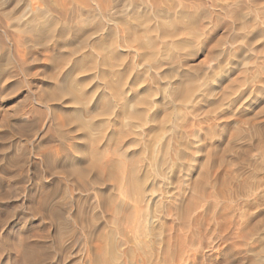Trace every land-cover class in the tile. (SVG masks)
<instances>
[{
  "label": "bare ground",
  "instance_id": "bare-ground-1",
  "mask_svg": "<svg viewBox=\"0 0 264 264\" xmlns=\"http://www.w3.org/2000/svg\"><path fill=\"white\" fill-rule=\"evenodd\" d=\"M135 1L0 0V114H3L0 118V128H2L0 155L9 150L10 152L18 151L17 146L22 142L33 144L41 133H43L41 138L43 144L39 143V146L50 145L52 140L59 143L58 149L55 148L54 151L51 148L47 150L48 152L46 149L41 151L38 147L40 151L38 150L37 154V150H33L32 154L35 158L38 155L40 161L24 160L22 155L26 158L28 152L26 153L20 146H18L20 151L24 153H20L21 156L20 154L14 156L13 160L8 156L12 161L6 162V156V159L0 157V205L6 206L5 201L8 200L10 191L15 190L14 192L19 193L24 190L25 196L29 192L27 200L30 207H35H33L34 212L36 207L38 214L41 212L40 215L47 212V218L57 225L55 226L56 244L54 243L56 246L47 244L48 247H46L41 243L40 239L43 238L38 236L36 230L33 231L34 228L33 232L27 229L29 233L27 231L25 234H19V231L18 234L13 233L16 238L9 242L12 243L11 247L8 246V242L7 246L12 252L19 253L25 262L28 261L27 264L30 262L33 264L36 261L44 263L47 258L54 257L55 254L48 255L50 254L47 251L49 247H55L54 252L61 257L60 263L63 255H68V258L69 255H75L73 249L70 251V245L62 241L63 236L67 238L65 234H69L70 228L75 227H70L63 220V216L67 215H64L66 210L63 212L61 208H72L71 206L74 207V205L78 207L74 217L71 216L78 222L85 213L86 208L83 209V207L87 206H83L86 201L84 203L82 197H75L77 195L72 197L71 193L69 196V186L65 187L68 184L66 181L73 185L71 186L73 189L69 190L71 192L75 191L76 194L82 195L90 191L96 193V196L100 198L98 199L99 206L104 208H102L104 212H107L105 207H113L116 195H112L113 186L105 188V182L114 179L117 172H120L119 161L127 159L133 162L138 153H133L130 149L139 145L144 138L149 139L153 132L152 126L162 125L164 115L170 110V106H173L172 103H176L181 96L192 91L195 81L208 75L209 67L190 65L192 62L190 64L189 62L209 46L207 50L208 57L211 58L210 63L219 57L221 59V56L227 52L223 48V42L226 40H222L225 35L220 36L219 40L216 38L217 28L223 27L231 31L244 30L246 27L249 28L247 19L253 13L251 11L250 14L248 13L249 7L256 13L258 11V14L264 11V0H212L214 2L210 6L198 0H187L188 3L183 0ZM256 13L252 15L256 20L251 23L253 25H249L250 27L256 26L259 20V15L257 16ZM221 17H228V20L231 17L234 22L236 20V25L233 24L235 28L232 29L231 24L229 27L227 20V22L221 21ZM258 32L261 33L259 28ZM257 36L260 35L247 39V47L255 44ZM238 62L242 61L238 60ZM229 74L230 71H225L221 78H226ZM23 89H26L25 92L22 91ZM19 91L23 93L17 94ZM204 92L212 97L216 88L207 87ZM6 101H11V110L6 108L7 104L4 106ZM51 132L54 133L51 134ZM46 135L53 136L48 139L50 137L45 138ZM5 141L12 142V146L4 145ZM103 144L111 147L108 153L106 150L103 152H101L102 149L99 150L100 145ZM105 152L111 155V159L106 161L109 156H105L107 159L105 160V157L101 159L105 160V163L101 164L99 160L106 154ZM22 159L25 163L28 160L29 177H26L31 180V182L25 180L28 182L25 187L18 179L22 176L19 172L24 168ZM9 162L11 163L7 165ZM130 168L131 174L136 172L134 166ZM131 174H125L124 177L128 175L130 178ZM57 176L66 179L64 185L56 179ZM46 178H51V181L44 182ZM125 179L124 181L131 183L129 185L134 184L133 181ZM10 180L14 183L8 187L6 183ZM119 185L121 186V183ZM35 194L36 199L33 197ZM58 199L62 201L59 203L64 206L58 204ZM91 201L89 203H92ZM112 211L111 209V213ZM118 211L120 212V209ZM94 212L96 214L97 211ZM35 215L36 213L32 216L37 217ZM9 217L11 218V214L8 219ZM29 218L30 216L20 217V230L27 225ZM97 219L99 217L92 215V218L88 217L87 221L91 223ZM44 221L42 220L41 223ZM85 224L88 223L85 222ZM48 227L51 229V226ZM86 228L90 227L87 225ZM91 230L90 234L93 232L92 228ZM94 231L99 234L100 231L104 232V230ZM77 233L74 234L77 236ZM71 235L70 238H72ZM85 235L88 236L89 233ZM106 235L105 238H107ZM50 236L51 234L48 236L49 239H51ZM42 237L45 238V235ZM53 239L54 237L51 240ZM113 247L114 250L116 247ZM116 250L115 253L111 251V254L116 255ZM2 251L0 249V252ZM3 252L2 255H5V251ZM80 252L82 253V250ZM99 253L94 254L96 255L94 262L103 264L105 257L98 256ZM90 255L93 257L92 254ZM91 257L90 262L93 260ZM0 258H3L1 254ZM65 258L67 260V256L64 257V261Z\"/></svg>",
  "mask_w": 264,
  "mask_h": 264
},
{
  "label": "rangeland",
  "instance_id": "rangeland-1",
  "mask_svg": "<svg viewBox=\"0 0 264 264\" xmlns=\"http://www.w3.org/2000/svg\"><path fill=\"white\" fill-rule=\"evenodd\" d=\"M139 1L136 0L135 2ZM183 1L188 3L187 0ZM198 1L206 6H210L214 2L212 0ZM251 9L250 7L248 9V13L250 11L253 13H249L250 16L247 19L249 28L246 27V30H232V32L223 27L217 28L216 38L219 40L220 36L225 35V38H221L227 42L223 40V48L227 52L223 54L224 56H221V59L219 57L218 61L214 60L210 63L211 58L208 57L207 50L210 48L209 46L205 51L199 52L198 57L189 62V64L192 62L190 65L197 64L198 66L209 67L208 75L195 81V87L192 91L184 94L183 97L181 96L176 103H172L173 106H170V110L164 115L162 125L155 124L152 126L153 132L149 139L142 138L143 141L141 139L142 142L139 145L130 149L131 152L138 153L133 162H129L130 160L127 159H125L127 161H119L121 163H119L120 172L118 171L115 178L110 180L112 183L110 181L105 182V188L113 186L112 195L117 196H113L115 198V200L113 199L115 204H113V207H105L109 214L102 210L103 207L99 206L100 201L98 199L100 198L96 196V193L90 191L88 194L84 193V196L76 194L75 191H69L73 185L66 181L68 184L65 187L69 186V196L72 194V197L75 195H77L75 197H82L84 203L85 201L86 204L88 203L87 205L83 203V206L89 207H83V209L86 208V215L85 213L83 214L86 219L81 216V220L79 219L80 221L78 222L73 218L78 207L74 205V207L71 206L72 208L69 206H67L69 208H61L63 212L67 211V213L66 211L64 212V215L67 216H63V220L70 227H75L74 229L70 228L69 234H65L67 238L63 236L62 241L70 245V251L73 249L75 255H69V258L68 255H63V260L60 263L61 257L54 252L55 247H49L47 251L50 254L48 255L53 256L55 254L54 257L45 256L49 257V259L47 258L44 263H42L43 261L34 263L97 264L94 262L96 256L94 254L100 252L98 256L105 257V259L103 257V264H264V11H259L260 13L258 14V11L256 13V11ZM244 12L247 11L244 10ZM254 12L257 16L259 15V20H257L256 26L250 27L249 25L256 20L255 16H252L253 14L255 15ZM262 13L263 16H261ZM224 18L221 17V21L227 20L228 22H226L229 25L234 23L236 25L237 23L231 17L230 20H228V17V19L222 20ZM235 25L231 28L234 29ZM258 28L261 32L260 34L259 32L257 33ZM230 31L233 35L229 33ZM226 32L232 36H228ZM256 35H260V38L257 36L255 44L247 47V39L249 37L254 38ZM238 60L242 62L239 63ZM225 71H230V74L226 78H221ZM207 87L216 88V92L212 97L204 92ZM25 90L23 89L22 91L25 92ZM22 91L17 94L23 93ZM6 104V108L11 110V101H6L4 106ZM2 115L0 114V118ZM1 129L0 132H2ZM53 133L51 132V134ZM42 136L43 133L39 134L38 139L33 144L22 142L21 145H18L22 150L28 152V157L26 156L25 158L22 155L24 160L33 161L36 159V161H40L37 155L39 148L41 151L46 149V152L51 149L52 151L55 148L58 149L59 143L57 141L53 142V140L49 143L50 145L46 144L45 147L40 145V147L39 143L43 144ZM52 136L46 135L45 138L50 137L48 139H51ZM5 142L4 145L12 146V142ZM18 146V151H5V154L0 155V157L2 156L5 159L7 157L6 162L13 160L14 156L24 153V151H20L21 149ZM103 146L106 145H100V149L98 148L100 151L102 149L101 152L106 150L108 153L111 150H109L110 146H106L107 148ZM33 150H37L38 159L32 154ZM107 153L100 160L105 156H109V159L104 158L109 161L111 155ZM23 159L24 164L22 163V167L24 168L19 173L26 179L22 176H20L21 178L18 177V179L23 182L22 185L25 187L30 179L28 178V160L26 164ZM100 160L99 163H105V160ZM132 166L136 170L134 172L135 176L134 173H130V167ZM11 169L13 170V168ZM125 174H131L132 177L129 178L128 175L124 177ZM123 177L130 182L133 181L134 184L129 185L131 183H127L126 179L124 181ZM133 177L137 180H134ZM56 179L60 180L63 185L66 180L61 176H57ZM25 180L28 182H25ZM48 180L51 181V178L44 179V182H49ZM10 181H7L6 186L10 187L14 183ZM119 183H121V186ZM122 184L126 185L123 187ZM115 185H119L121 188ZM14 191H10V200L8 197V200L5 201L6 206L0 205V222L2 221L0 223V238H2L0 239V249L5 251V255H2L3 251L0 252L3 257L0 258V264H23L25 262L19 253H14V251L12 252L9 249L12 246V243L9 242L13 241L11 239L16 238L15 234H18V231L20 232L19 234H25L28 230L30 232L36 230L38 236L43 238L42 240L39 238L41 243L46 245V247L56 244L55 231L57 225L47 218V212L40 215L41 212L38 214L37 207L34 212L35 207H30L27 200L29 192L28 194L26 193V197L24 190L19 191V193ZM36 196L35 194L33 197L36 199ZM89 201L92 203H89ZM59 202L62 203L58 199V204L62 205ZM10 206L15 207L16 211H14L15 208H10ZM116 207H119L120 212ZM110 208L114 212L112 211L111 213ZM48 209L46 208V211ZM71 209L72 213H70ZM11 210L12 212H10ZM94 211L98 213L96 212L95 214ZM32 212L36 213L37 217H33L34 214ZM9 214H11L13 219L10 217L8 219ZM92 215L96 218L99 217V219L90 223L87 219L88 217L92 218ZM23 216L25 218L30 216V218L27 221V225L21 226L23 228L20 230L19 220ZM71 216L73 217L71 218ZM5 218L9 221L7 222ZM40 219L41 221H46L41 223ZM85 222L88 223L89 229L86 228ZM3 223L5 224L2 225ZM48 226H51V229ZM82 226L83 228H81ZM92 226L96 227L93 228ZM52 227L54 228L52 229ZM91 228L93 232L90 234ZM98 229L104 230L103 233L105 235L108 234V236L106 235L108 239L105 238L102 231H100V234L97 232L99 234L97 235L94 230L99 231ZM85 230H87L86 233L84 232ZM72 231L74 232L72 233ZM74 233H77V236ZM87 233L91 237L85 235ZM50 234L51 239L54 237L53 240L48 238ZM41 235H45V238ZM70 235L72 238L69 237ZM92 235L93 237L96 235V237L93 238ZM4 239L6 243L3 242ZM45 239L47 241H44ZM113 246L117 249V257H115V254H111V251L115 253ZM65 256H67L68 261L66 258L64 261ZM90 257L93 259V263L90 262ZM15 259H18L19 263ZM43 259L45 260V258ZM30 264L32 263L30 262Z\"/></svg>",
  "mask_w": 264,
  "mask_h": 264
}]
</instances>
